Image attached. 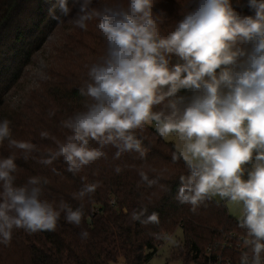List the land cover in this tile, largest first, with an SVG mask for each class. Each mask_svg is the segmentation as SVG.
I'll use <instances>...</instances> for the list:
<instances>
[{
	"label": "clouds",
	"instance_id": "1",
	"mask_svg": "<svg viewBox=\"0 0 264 264\" xmlns=\"http://www.w3.org/2000/svg\"><path fill=\"white\" fill-rule=\"evenodd\" d=\"M193 4L162 35L154 0L101 6L95 0H55L48 9L53 20L68 19L82 30L95 20L106 50L87 66L79 88L88 101L84 110L62 121L69 135L42 163L62 157L75 174L106 157L108 146L116 149L114 159L135 152L143 160L146 149L135 132L151 123L160 136H175L172 161L182 160L187 170L179 177L176 201L193 212L214 197L239 206L246 234L240 264H264V0H247V15L232 0ZM5 141L25 160L36 151L35 144L12 138L8 119L0 120V145ZM17 167L14 155L0 158V243H10L15 229L54 231L62 214L81 225L83 204L73 209L63 200L41 199L47 179L31 176L18 185ZM138 174L149 187L159 182L142 170ZM96 187L86 184L73 198L83 200ZM130 218L159 224V214L147 207L134 209ZM88 235L81 231L82 238Z\"/></svg>",
	"mask_w": 264,
	"mask_h": 264
},
{
	"label": "trees",
	"instance_id": "2",
	"mask_svg": "<svg viewBox=\"0 0 264 264\" xmlns=\"http://www.w3.org/2000/svg\"><path fill=\"white\" fill-rule=\"evenodd\" d=\"M113 2L95 0L96 6ZM53 3L55 0H0V120L10 121L13 139L36 145V151L25 160L23 152L5 141L0 145V158L16 157L18 185L31 176L46 178L41 199L55 204L63 200L73 209L83 204L84 216L79 227L69 224L62 214L54 231L28 233L15 229L10 243H0V264H111L122 258L127 264H146L162 241L178 228L184 237L175 247L181 263L211 264L216 250L209 255V247L215 248L233 233L246 236L245 231L224 202L213 198L193 212L191 205L176 201L179 177L187 170L182 160L172 161L176 145L160 136L153 124L135 132L146 149L143 160L135 152L114 159L116 149L108 146L103 149L106 157L75 174L67 171L62 157L42 163L56 151L57 142L69 135L62 121L83 111L88 102L79 93L83 83L78 76L87 75V66L106 50L95 20L88 23L87 30L71 23L63 45L77 53L73 54L75 61L63 67L54 57L44 78L27 81V70L36 54L68 21L58 23L49 16ZM232 3L241 14H251L247 0ZM193 6V0H154L153 15L161 34L171 31ZM41 132H47L48 137L42 138ZM117 166L121 168L119 173L115 171ZM141 170L150 178L158 177V184L149 187L144 183L138 174ZM86 184L97 187L83 200L74 199ZM140 207H147L149 214L157 212L159 224L132 221L131 212ZM82 230L89 233L86 239L81 237Z\"/></svg>",
	"mask_w": 264,
	"mask_h": 264
},
{
	"label": "rangeland",
	"instance_id": "3",
	"mask_svg": "<svg viewBox=\"0 0 264 264\" xmlns=\"http://www.w3.org/2000/svg\"><path fill=\"white\" fill-rule=\"evenodd\" d=\"M71 26V22L68 20L62 27V30L59 31L50 41L49 43L43 47L41 51H39L33 61V64L29 67L27 70V81L35 78L40 77V69L43 68V74L49 69L51 66V60L54 57L58 58V62L62 64L61 66L66 67L70 66L67 62L70 60L75 61V56L73 54H77L72 51V49L66 48L63 45V42H66L68 40L67 31L66 29ZM62 45V48H60L59 45ZM66 48V49H65ZM62 53V54H61ZM60 54V55H59ZM61 57V58H59ZM63 61V62H61ZM79 81L83 83L87 79V75L84 76V74L78 76ZM151 124V123H149ZM152 125V124H151ZM167 141L173 142L177 147V142L175 136H168L164 137ZM215 200L224 202L227 206L229 214L234 217L236 220L239 221L240 219V208L239 206L232 204L231 202L227 200H223L219 197H214ZM184 241V237L182 234L181 229H177L174 234L167 236L164 239V242L160 244L157 253L154 254L148 263L146 264H182L181 260L179 259V254L176 250V246ZM111 264H127V262L122 258L116 262H112Z\"/></svg>",
	"mask_w": 264,
	"mask_h": 264
},
{
	"label": "built area",
	"instance_id": "4",
	"mask_svg": "<svg viewBox=\"0 0 264 264\" xmlns=\"http://www.w3.org/2000/svg\"><path fill=\"white\" fill-rule=\"evenodd\" d=\"M244 238V235L233 233L225 240L218 242L215 248L209 247L207 249L209 255L216 250L215 260L210 259L211 264H240L241 253L246 251L242 244Z\"/></svg>",
	"mask_w": 264,
	"mask_h": 264
}]
</instances>
